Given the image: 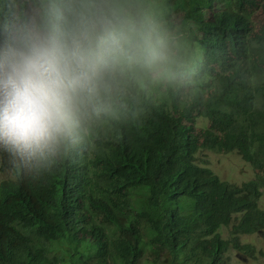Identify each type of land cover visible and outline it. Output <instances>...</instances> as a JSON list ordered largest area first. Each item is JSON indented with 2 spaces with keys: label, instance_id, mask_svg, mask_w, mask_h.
I'll return each mask as SVG.
<instances>
[{
  "label": "trees",
  "instance_id": "obj_1",
  "mask_svg": "<svg viewBox=\"0 0 264 264\" xmlns=\"http://www.w3.org/2000/svg\"><path fill=\"white\" fill-rule=\"evenodd\" d=\"M155 6L183 43L190 81L141 92L96 122L79 177H65L70 148L35 169L31 217L19 220L21 179L1 181L0 264H228L231 247L264 257L241 240L264 232V171L238 186L191 160L201 146L264 153V0Z\"/></svg>",
  "mask_w": 264,
  "mask_h": 264
},
{
  "label": "clouds",
  "instance_id": "obj_2",
  "mask_svg": "<svg viewBox=\"0 0 264 264\" xmlns=\"http://www.w3.org/2000/svg\"><path fill=\"white\" fill-rule=\"evenodd\" d=\"M155 5L156 0H0V182L21 179L19 220L33 215L35 169L70 148L65 177H79L96 122L114 118L141 92L178 89L190 81L183 43L161 22ZM170 145L181 147L173 140ZM206 153L221 152L201 146L191 160L203 165ZM231 156L239 180L220 175L207 160L222 182L252 184L264 171V153ZM26 177L32 179L28 186ZM225 231L221 236L227 238ZM248 235L241 240L252 243ZM232 249L237 251L226 252L228 264Z\"/></svg>",
  "mask_w": 264,
  "mask_h": 264
},
{
  "label": "rangeland",
  "instance_id": "obj_3",
  "mask_svg": "<svg viewBox=\"0 0 264 264\" xmlns=\"http://www.w3.org/2000/svg\"><path fill=\"white\" fill-rule=\"evenodd\" d=\"M231 154V152L206 153L205 158H207L211 166H213V168L220 173V175H228L229 178H236V180H239V173L238 170H235V161ZM245 239L255 244L257 249L264 248V235L262 232L248 235ZM230 252L231 253L228 256V259L231 264H264V258L258 253L256 256H247L243 253L235 251L234 249Z\"/></svg>",
  "mask_w": 264,
  "mask_h": 264
}]
</instances>
